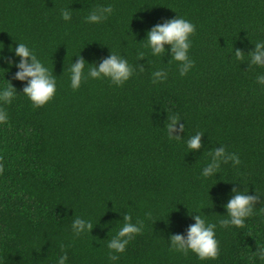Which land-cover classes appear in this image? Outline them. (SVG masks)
<instances>
[{"label":"trees","instance_id":"16d2710c","mask_svg":"<svg viewBox=\"0 0 264 264\" xmlns=\"http://www.w3.org/2000/svg\"><path fill=\"white\" fill-rule=\"evenodd\" d=\"M109 5L107 20L86 21ZM176 15L196 26L185 76L170 55L152 56L140 42ZM261 40L264 0H0L3 54L18 59L9 47L26 43L57 76L53 99L34 108L17 69L5 75L18 95L0 105L9 117L0 124V264H57L65 252L67 264H264L255 255L264 247V86L256 81L264 67L235 56ZM110 51L134 67L132 77L122 86L89 78L73 90L67 69L76 56L98 64ZM160 69L167 79L154 83ZM5 78L0 72V87ZM199 132L203 146L193 152L187 140ZM220 146L240 164L203 177ZM233 186L261 200L243 226L223 227ZM189 212L217 225L216 259L172 250L170 234L194 223ZM125 214L143 231L112 253ZM77 216L92 232L73 234Z\"/></svg>","mask_w":264,"mask_h":264},{"label":"clouds","instance_id":"9594fccd","mask_svg":"<svg viewBox=\"0 0 264 264\" xmlns=\"http://www.w3.org/2000/svg\"><path fill=\"white\" fill-rule=\"evenodd\" d=\"M113 13V7L101 6L89 12L86 21L92 24L102 23L107 20ZM63 20L70 21L72 12L65 9L61 13ZM196 26L191 21L182 16L176 15L172 19H166L157 23L146 31V37L140 42H144V47L150 49L151 55L155 57L170 55L171 61L179 62V72L185 76L194 67V61L189 56L192 47L190 37L195 33ZM167 46V47H166ZM9 51L14 54L15 58L5 56L4 45L0 47V61L6 63L8 67L0 66V72H10L15 67L13 79L23 82L22 94L31 102L34 108H39L47 104L56 94L57 76L49 69L44 62L35 54L34 50L26 43L15 42V46H10ZM245 54L250 56V65L264 67V40L254 44V50L247 53L236 49L235 56L237 59H243ZM138 56L142 59L144 52H139ZM75 62H71L67 71L70 74V83L73 90H78L81 84L91 79L108 78L117 85L122 86L132 77L135 69L129 64L123 56L113 53L102 58L98 64L89 63L82 55L76 56ZM86 66L87 70H86ZM143 71V66H140ZM167 79V72L164 69L157 70L153 73V82H162ZM7 84L0 87V105L11 104L18 95L17 88L11 80L6 79ZM259 85L264 86V74L256 77ZM21 94V93H19ZM7 111L0 106V124L8 121ZM174 124L169 125L170 133ZM204 133L199 132L187 140V148L193 152H199L202 148V138ZM212 159L202 170L203 177H212L219 174L221 164H227L230 161L233 166L240 164V158L235 153H229L224 146L215 148L212 152ZM234 185H239L235 184ZM261 200L256 193L250 194L248 190H242L233 186L227 203L223 205L226 210V219L220 221L223 227L243 226L245 220L254 214L255 206ZM189 216L194 221L186 229L185 233L170 234L169 241L172 250L188 254L195 253L201 260L216 259L219 256V242L216 238L215 223H210L204 216L198 212H189ZM123 225L117 234L108 242V248L112 253H123L131 240L143 231L141 222H132L130 214L123 216ZM72 231L76 237L92 232L93 225L89 220L81 217H75L72 222ZM256 257L264 260V247L257 248ZM110 259L115 261L119 259L118 255H110ZM68 255L65 252L58 258L57 264H67Z\"/></svg>","mask_w":264,"mask_h":264}]
</instances>
